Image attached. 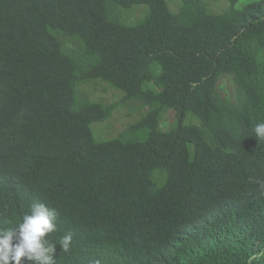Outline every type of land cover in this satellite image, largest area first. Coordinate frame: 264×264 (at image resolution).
Instances as JSON below:
<instances>
[{
    "label": "trees",
    "instance_id": "obj_1",
    "mask_svg": "<svg viewBox=\"0 0 264 264\" xmlns=\"http://www.w3.org/2000/svg\"><path fill=\"white\" fill-rule=\"evenodd\" d=\"M226 1L0 0V152L41 179L1 192L0 229L45 203L55 264H264V0Z\"/></svg>",
    "mask_w": 264,
    "mask_h": 264
},
{
    "label": "clouds",
    "instance_id": "obj_2",
    "mask_svg": "<svg viewBox=\"0 0 264 264\" xmlns=\"http://www.w3.org/2000/svg\"><path fill=\"white\" fill-rule=\"evenodd\" d=\"M75 48L73 44L66 46V50L77 57ZM95 84L97 82L80 86L78 91ZM131 125L130 123L129 126ZM254 133L257 141L264 140V122L255 125ZM7 153L8 151L0 152V199L2 191L30 192L41 181L30 165H20L13 171L8 169ZM65 209L57 212L45 203H36L17 227L0 229V264H55L59 247L63 252H68L73 237L70 233L64 235L59 240L58 248L57 244L51 243L46 237L49 233L53 235L56 230L55 221ZM93 264L100 262L97 260Z\"/></svg>",
    "mask_w": 264,
    "mask_h": 264
},
{
    "label": "rangeland",
    "instance_id": "obj_3",
    "mask_svg": "<svg viewBox=\"0 0 264 264\" xmlns=\"http://www.w3.org/2000/svg\"><path fill=\"white\" fill-rule=\"evenodd\" d=\"M253 1V0H239V2L236 4L237 7H243L246 3ZM180 2L181 0H170V5H171V9L174 12H178L179 8H180ZM230 7V4L228 1L226 0H211V4H210V8L212 11L214 12H223L225 10H227ZM149 12V7L147 5H140V6H135L132 9H128L125 10L124 16L126 15L127 20L129 21L128 24H136L138 21H140L141 19H143L145 17V15ZM228 82V80H226ZM94 86H86L84 88H82V90H91L94 89ZM103 86H99V90L100 92H103ZM107 91L104 92V101L108 104L111 103H115L118 102L122 99L123 94L120 93L118 90H114L111 88L106 87ZM105 104V105H108ZM130 110L131 107H129ZM115 114L116 111V116H115V124L114 127L112 129V131L114 130V132L112 133L111 131V125H110V121L113 117V115L106 120L105 122H97V123H93L92 124V131L94 133V136L96 138L97 141H101V140H109L112 138H116V137H111L110 134L112 136L117 135L119 132H121L125 127L129 126V124L131 122H133L135 120V118H129L128 119V113L129 110L125 107H117V110L114 109L113 110ZM140 117V116H139ZM139 117L136 118V120L139 119ZM168 120L172 121L173 117L172 115H168ZM100 126H106V130L104 131L105 135H100L98 133V130L100 128ZM139 136V135H138ZM133 137H130L129 139H132Z\"/></svg>",
    "mask_w": 264,
    "mask_h": 264
}]
</instances>
